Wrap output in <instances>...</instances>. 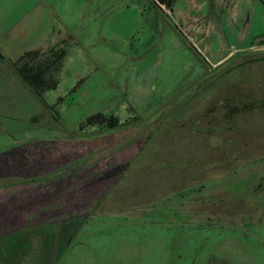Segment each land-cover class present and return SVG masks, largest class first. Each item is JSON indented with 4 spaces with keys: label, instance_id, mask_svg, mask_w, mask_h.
<instances>
[{
    "label": "rangeland",
    "instance_id": "rangeland-1",
    "mask_svg": "<svg viewBox=\"0 0 264 264\" xmlns=\"http://www.w3.org/2000/svg\"><path fill=\"white\" fill-rule=\"evenodd\" d=\"M12 4L13 20L51 11L54 30L37 46L67 57L57 88L39 96L0 60V264H264V109L233 116L227 107L264 97L255 88L264 67H236L264 49V0ZM25 50L0 48L15 64ZM206 84L219 94L204 97ZM218 97L220 110L208 109ZM98 113L130 126L107 136L85 124ZM193 124L224 133L215 146L183 143L179 128ZM133 132L118 159L136 157L127 174L136 178L83 196L81 178L117 159L98 146ZM70 183L77 190L64 194Z\"/></svg>",
    "mask_w": 264,
    "mask_h": 264
},
{
    "label": "trees",
    "instance_id": "trees-1",
    "mask_svg": "<svg viewBox=\"0 0 264 264\" xmlns=\"http://www.w3.org/2000/svg\"><path fill=\"white\" fill-rule=\"evenodd\" d=\"M158 1L161 4H164V0H158ZM166 5L168 7H171L172 3H167ZM243 55L245 56V60L243 62L239 63L236 67L244 68V67L257 66V65L262 67V68L264 67V49H258V50L250 51V52L244 53ZM66 57H67V50L62 46H57V47H50L49 49H47L46 51H43V52H40V51L27 52L26 54L21 56L18 63L15 64V63H11L12 61L8 60L0 51V60L9 61L11 67L17 71L20 78H22L24 83L37 96H39L41 93H44L45 91L55 90L57 88L58 82H57V80L54 81V79H55V76L59 73L60 69L62 68L63 62L66 59ZM220 66H222V65H220ZM210 85L211 84H206V85H204V87H203V85L200 87L201 91H203V92L205 91V93H206V94H204L205 96L213 94V93H211L212 90H210L212 88V85L211 86ZM256 85L258 87L255 86V88H257V90L260 89L263 92L264 91V78L261 77L260 82L259 81L256 82ZM238 90H239V95L243 96L244 95V93H243L244 89L243 90L238 89ZM241 90H242V92H241ZM218 94H213V95H218ZM212 97H214V96H212ZM192 98H194V97H192ZM204 99H206V98H204ZM212 99H214V98H212ZM248 99L249 100L247 102L242 101L241 104H239V102L238 103L236 102V104L233 106L227 105V107L230 111L229 113H231L233 116H238L239 114H241L243 112L251 113L254 110H258L257 108L264 109V97L263 96L261 98L257 99V101H255L256 104H253L254 98H251V95L248 97ZM211 100H209V101L211 102ZM237 100H239V99H237ZM42 102L46 104L45 101H42ZM213 104L216 107H217V105H219V107L216 109V111L218 109L220 110L221 102L219 100V97L215 98V103H213ZM225 107H226V105H225ZM132 119H134V118H132ZM85 124L87 125V127H93V128L97 127L99 129H101V132H111V131L113 132L115 130L122 128L123 126L127 125L128 123L127 122H125V124L120 123L119 118L116 115H109L108 116V115H103L102 113H98L97 115H95L91 118H88L86 120ZM80 129H84V127L80 128ZM136 131L140 132L139 129L138 130L136 129ZM150 134H152V133H150ZM136 136H138V135L133 132L126 139L129 140V139L134 138ZM150 137H151V135L147 137V140ZM132 146L133 145H131V141L125 142L124 143L125 151L132 148ZM113 152L114 151H110L107 154L110 155ZM63 177L64 176L55 178V180L59 181L58 184H56V186L59 185V183L61 184L64 182ZM53 181H54V179L47 180L44 182V184L47 183V186H48V183H52ZM77 184L70 183L67 185V187H63L62 190L66 189V192L64 194H72L73 191H76L77 186H78ZM43 186H44L43 183L40 185H37V189H40V188L42 189ZM83 196H88V195H86L84 193Z\"/></svg>",
    "mask_w": 264,
    "mask_h": 264
},
{
    "label": "crops",
    "instance_id": "crops-1",
    "mask_svg": "<svg viewBox=\"0 0 264 264\" xmlns=\"http://www.w3.org/2000/svg\"><path fill=\"white\" fill-rule=\"evenodd\" d=\"M12 1L13 0H0V5H2V7H1L2 10L0 12V48L3 49V52L5 49H7L8 51H18V49H24L25 47H27V49L29 47V49H30V50H25L26 52H37V51L43 52V51H46L47 49H49L51 46L46 49L45 47H41V46H37V45L40 42L44 43V40L48 39V37H50L52 35V34L50 35V33L53 29V27H51L52 26L51 21H53V15H52L51 11L42 12V10H37V11L28 10L27 12H25L21 16H18V17L15 16V20H13V18H14L13 14L15 15V13L12 11L7 12V6L10 7L9 5L12 4ZM43 45L46 46V44H43ZM31 47H33V48H31ZM223 63H224V60L219 61L218 66L222 65ZM190 98L191 99L189 100V105L192 106L193 104H190V101L192 100L191 95H190ZM203 100H205V99L202 98L201 101L198 100V103L202 104ZM212 104L213 103H211L209 101V105H206V107H208V109H210ZM197 105H199V104H197ZM147 116H148V118H151V115H147ZM135 125L136 124H133V126H135ZM129 126L130 125L127 124V125L123 126L122 128H129ZM185 126L186 125H182L181 128L178 127L181 130V131L179 130V132L187 133L186 136H184L183 143H190V142L197 143L198 141L199 142L203 141V142H207L209 144H214L215 142H218V140L220 139V134L224 133V130L220 129L218 127H215V128L202 127V126H197L194 124L190 125V126H193V130H196V132H193L190 130L192 132V133H190L189 130H186ZM211 129H217V130H219V132L212 134L210 137H207V136L203 135L202 133L198 132V130L205 131V130H211ZM144 130H146V131L148 130L149 132L152 131L151 129H148V128L147 129L144 128L142 131H144ZM126 131H128V129ZM171 132H175V131L172 130ZM232 132H235V131L232 130ZM175 133H178V132H175ZM128 136H130V135H128ZM166 136H170V135H166ZM151 139L152 138L150 137L148 140H151ZM136 140H137L136 137L129 139V141H131V145H135ZM195 146H197V145L195 144ZM213 146H215V144ZM135 158L128 161L127 165L124 168V172L121 176L122 177L121 181L122 180L125 181V179H127V176H130V175H131V177H129L130 179L136 178L137 174L135 172L130 174V175H127L130 168L135 164ZM196 161H198V160H196ZM153 163H154V161H153ZM199 165H200V163L193 166V168L196 166H199ZM211 172L212 171H209L210 177H211V175L213 176V173H211ZM117 186H120V185H117ZM117 186H115V188ZM197 192H199V191H197ZM86 195H88V194H86ZM191 195H193V194H191ZM186 196H188V197H186ZM182 198H183L182 204H185V205L181 206V208H182V210L186 211L184 209V207L186 206L185 200L188 199V202H189V199L191 197H189V193H185L182 195ZM197 200H198L197 201V203H198L199 198ZM189 203L187 205H189ZM190 205H192V204H190Z\"/></svg>",
    "mask_w": 264,
    "mask_h": 264
},
{
    "label": "flooded vegetation",
    "instance_id": "flooded-vegetation-1",
    "mask_svg": "<svg viewBox=\"0 0 264 264\" xmlns=\"http://www.w3.org/2000/svg\"><path fill=\"white\" fill-rule=\"evenodd\" d=\"M109 133L110 132H106V135L108 136ZM111 133H114V132H111ZM126 138L123 137L122 140L116 141V142L112 141L111 139H110L111 140L110 142V140L106 139L104 143L105 144L107 143V147H105V144H101L100 146H98L99 148H101L100 149L101 153H104V155H106L110 151L117 152L118 154L117 159L115 160L111 159L110 161V158H109L110 162L103 160V162L106 163L105 169H101L100 171H96L92 169L90 172L86 173L83 178H81L79 175L74 177L76 179H80V178L84 179L85 185L86 184L90 185L89 188L85 189V194H88V195L97 194L96 192H99V190H102L103 188L107 187V190H111L112 188L114 189L115 186L121 184L120 179H122L121 176L124 172V168L127 165L128 161H126L125 158H122V159H118V158L120 157V155H125L126 151L124 148V143L129 142V140H127ZM102 147H104V149ZM106 173H107V178H104V175H106ZM88 201H86V204H88Z\"/></svg>",
    "mask_w": 264,
    "mask_h": 264
}]
</instances>
